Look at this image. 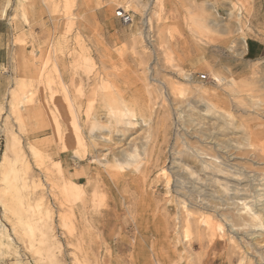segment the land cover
<instances>
[{
  "label": "rangeland",
  "instance_id": "374dc122",
  "mask_svg": "<svg viewBox=\"0 0 264 264\" xmlns=\"http://www.w3.org/2000/svg\"><path fill=\"white\" fill-rule=\"evenodd\" d=\"M77 123L86 143L74 139ZM199 124L233 147L200 141ZM119 149H132V167L104 168ZM230 154L233 173L223 172ZM182 156L197 169L187 175L224 199L220 209L176 192ZM4 161L0 264H264V219L252 216L264 209V0H0ZM97 172L103 196L89 188ZM80 180L83 201L72 190ZM251 183L260 191L243 192L247 208L229 206V185ZM208 215L223 227L219 243L198 242L196 229L185 237L187 219L205 234Z\"/></svg>",
  "mask_w": 264,
  "mask_h": 264
},
{
  "label": "bare ground",
  "instance_id": "6f19581e",
  "mask_svg": "<svg viewBox=\"0 0 264 264\" xmlns=\"http://www.w3.org/2000/svg\"><path fill=\"white\" fill-rule=\"evenodd\" d=\"M6 7V6H5ZM238 7H240V6H238ZM240 9V8H239ZM252 9V8H251ZM7 10V9H6ZM241 11V10H240ZM248 11H250V10H248ZM116 12V11H115ZM4 14V13H3ZM239 14V13H238ZM241 14V13H240ZM251 14V13H250ZM243 16V15H242ZM249 16V15H248ZM249 18V17H248ZM239 19V18H238ZM238 23V22H237ZM238 25H240V24H238ZM246 26V25H245ZM241 29H242V24H241ZM240 30V29H239ZM215 78V77H214ZM101 83H102V86H104V91L107 89V90H109V89H111V86H112V84H111V82L108 80V79H106L105 77L103 78V79H101ZM101 83H100V85H101ZM149 85V84H148ZM145 87H146V85H145ZM168 87V86H167ZM147 89V88H146ZM200 93L203 95V96H206V97H208L209 99H211L212 101H215V102H217V101H220L219 99L220 98H218L217 96H215V95H213L209 90H207V89H202V90H200ZM120 94V93H119ZM122 98V97H121ZM203 98V97H202ZM91 99H93V98H91ZM94 101V100H93ZM92 102V101H91ZM78 114V113H77ZM91 115V114H90ZM117 115V114H116ZM76 116V115H75ZM112 116V115H111ZM119 116V115H118ZM77 117V116H76ZM117 117V116H116ZM115 117V118H116ZM116 121H117V123L118 122H122L123 123V119L121 118V116H119L117 119H116ZM77 122H78V119H77ZM105 122V121H104ZM107 122V121H106ZM190 122V121H189ZM194 122V121H193ZM204 122V121H203ZM94 123V122H93ZM191 123V122H190ZM197 123V120L195 119V125H193V126H197L198 125V123ZM200 123V122H199ZM108 124V123H107ZM115 124V123H114ZM118 124H120V123H118ZM192 124V123H191ZM201 124V123H200ZM199 124V125H200ZM206 124V123H205ZM97 125V124H96ZM190 125V124H189ZM188 125V126H189ZM201 125H203V123L201 124ZM200 125V126H201ZM193 126L191 125V127H192V129H193ZM204 127L206 126L207 127V125H203ZM203 126H201L200 128H198V129H200V130H198V133L200 134V137H201V140L200 141H204V142H206L207 144H209V145H211L212 146V148L213 149H218V148H220L221 146H222V149L223 148H228V149H230V148H232L233 146H232V143H231V141H229L228 139H226L225 141H221V140H219L218 139V136H216L214 133V131H215V129L213 128V130H210V129H208V128H204ZM216 126V125H215ZM212 127H214V126H212ZM75 132H74V135H75V137H74V139H76V143L77 144H82V143H86L85 142V140H84V137H83V135H82V132H81V128H80V125H79V123H77V124H75ZM94 128V127H93ZM105 128V127H104ZM189 128H190V126H189ZM195 129V128H194ZM212 129V128H211ZM218 129V128H217ZM189 130V129H188ZM190 130H191V128H190ZM104 131V130H103ZM117 131V130H116ZM194 131V130H193ZM192 131V132H193ZM196 131V130H195ZM218 131H220V130H218ZM93 132V131H92ZM118 132V131H117ZM119 132H121V131H119ZM123 132H124V130H123ZM125 132H127V131H125ZM125 132L123 133L124 135H126L125 134ZM190 132V131H189ZM91 133V132H90ZM89 133V134H90ZM104 133H106V132H104ZM116 134V133H115ZM118 134H120V133H118ZM122 134V135H123ZM194 134H195V132H194ZM217 134V133H216ZM152 135V134H151ZM150 135V136H151ZM218 135V134H217ZM105 137H106V135H104ZM117 136V135H116ZM120 136H121V134H120ZM185 136V135H184ZM196 136V135H195ZM96 137V136H95ZM101 137V136H100ZM103 137V136H102ZM123 137V136H122ZM125 137V136H124ZM136 137V136H135ZM134 137V138H135ZM139 137V136H138ZM94 138V137H93ZM137 138V137H136ZM100 139V138H99ZM102 139H105V138H102ZM108 139V138H107ZM197 139H198V137H197ZM196 139V140H197ZM119 141H124L123 140V138L122 139H118ZM136 140V139H135ZM134 140V141H135ZM89 141V140H88ZM95 144H94V146L95 147H97L98 148V146H99V140L97 139V138H95ZM199 141V142H200ZM99 142V143H98ZM130 142V141H129ZM133 143V142H132ZM131 143V144H132ZM135 143V142H134ZM201 143V142H200ZM93 144V143H92ZM129 146H130V143H129ZM199 146V145H198ZM197 146V147H198ZM188 147H189V145H188ZM130 148H132V147H130ZM211 148V149H212ZM122 149V148H121ZM135 149V148H134ZM213 149H212V151H213ZM126 150V149H125ZM186 150H188V149H186ZM199 150H201V149H199ZM118 152L116 153L115 151V153L113 152L112 154H110V156H106V155H104V156H106V160H100V161H103V163H101V165L104 167V168H111V167H113V169L115 168V171H117V167H122V166H124V165H126V166H131V164H133L134 163V156H132V155H134V154H132V153H130V154H132V155H130V154H128V152H132V149H131V151H127V153H124V152H122V150H117ZM178 151V150H177ZM136 151H134V153H135ZM187 152V151H186ZM213 152H215V151H213ZM222 152V151H221ZM107 153V152H106ZM106 153H104V154H106ZM178 153V152H177ZM177 153H176V155H177ZM182 153V152H181ZM185 153V152H184ZM193 153V152H192ZM191 152L189 153L188 152V155L189 154H192ZM230 153V152H229ZM228 153V154H229ZM127 154V155H126ZM205 154V153H204ZM213 154V153H212ZM247 154V153H246ZM145 155V154H144ZM179 155H180V153H178V156L177 157H179ZM182 155V154H181ZM188 155H185L186 157L188 156ZM195 155V154H194ZM197 156H198V152H197V154H196ZM261 155V154H260ZM195 157V160H194V162L196 161V156H193L192 157V160H193V158ZM232 157L233 156H231V154L228 156V158H227V160H225V162H224V165L226 166V168H225V166H224V169L222 170L223 172H227V173H233V171H232V169L234 168L232 165H230L229 163H230V160H232ZM257 157V156H256ZM176 158V157H175ZM182 158H183V160L181 159V157L178 159V160H176V161H174V167H173V169L171 170V171H173V175H175L177 178V180L175 181V186L174 187H176V192L181 196V197H183V199L182 200H184V198L187 200L188 198L190 199V200H192V201H195V200H197V201H199V197H201V198H203V203L205 204V206H206V208L207 209H213V210H217L218 208L220 209V207H219V205L221 206V204H222V202H223V200L224 199H222V198H220V196H216L215 195V193H214V191L210 188L211 186L209 185V183H207V184H204V185H202V184H199V183H197V181H193V179H192V177H190V176H188L187 175V172H186V168L189 166L190 167V164H188V166H186L187 164H184V159H185V157L184 156H182ZM189 158V157H188ZM198 159H199V157H197ZM100 159V158H99ZM177 159V158H176ZM197 159V160H198ZM234 159V158H233ZM88 160H89V158H88ZM136 160V159H135ZM208 160V159H207ZM248 160V159H247ZM91 161V160H90ZM149 161H150V157H149ZM245 161V160H244ZM94 162V161H93ZM203 162V161H202ZM141 163H142V161H141ZM162 163H164V161H162ZM186 163V162H185ZM248 163V162H247ZM6 162L4 161V162H1L0 163V165H1V167L4 169L5 167H6ZM140 164V163H139ZM195 164V163H194ZM218 164V163H217ZM221 164V163H220ZM142 165V164H141ZM204 165V164H203ZM222 165V164H221ZM235 165V164H234ZM240 165V164H239ZM132 167V166H131ZM130 167V168H131ZM139 167V166H138ZM137 167V168H138ZM188 167V168H189ZM199 167H200V165H199ZM60 168H61V166L59 167V170H60ZM128 168V167H127ZM228 168V169H227ZM229 168H232V169H229ZM244 168V167H243ZM62 169V168H61ZM190 169L191 170H193L192 171V174H195L196 175V171H197V169H196V167L195 166H191L190 167ZM195 169V170H194ZM216 169V168H215ZM161 170H163V177H164V174L165 175H167V173H165L166 171H165V169H161ZM246 170V169H245ZM112 171V170H111ZM120 171H121V169H120ZM187 171H190V170H187ZM205 171V170H204ZM242 171V170H241ZM240 171V172H241ZM98 172H100V173H102V171L100 170H98ZM98 172L97 173H95L94 175H93V177L91 178V180L89 181V188H90V191H91V193L94 195V196H98V195H101L102 194V196L104 195L103 193L105 192V191H107L108 190V180L104 177V176H102V174H98ZM124 172V171H123ZM123 172H121V173H123ZM141 172V171H140ZM237 172V171H236ZM108 173V172H107ZM147 173H149V170H148V168H147V170H146V173H144V176H145V174L147 175ZM111 174V173H110ZM109 173H108V175L109 176H112V178L113 179H116L118 176H114V175H110ZM207 174H209V173H207ZM170 175V174H169ZM194 175V176H195ZM201 174H199V176H200ZM202 175H204V174H202ZM210 175V174H209ZM214 175V174H213ZM233 175V174H232ZM114 176V177H113ZM162 176V175H161ZM197 176V175H196ZM215 176H216V174H215ZM162 177V178H163ZM201 177V176H200ZM243 177V176H242ZM250 177V176H249ZM206 179H207V177H205ZM246 178V177H245ZM166 186H170V184H171V180H170V177H168V175H167V177H166ZM204 178H202V180H203ZM223 179V178H222ZM224 179H226V178H224ZM248 179V178H247ZM260 179V178H259ZM118 179H116V181H117ZM201 180V179H200ZM205 180V179H204ZM87 181V180H86ZM245 181H247V180H245ZM83 181L82 180H80V181H77L76 183H74V185H73V189L72 190H74L75 192H76V195L78 196V198H80L81 200L83 199V197H84V194H85V190H84V188H82L81 187V185H80V183H82ZM174 182V181H173ZM199 182V181H198ZM208 182H210V181H208ZM244 182V181H243ZM212 183V182H211ZM71 185V186H72ZM244 185V184H243ZM242 184H241V186L240 185H235V184H231V185H229L230 186V197H229V199H228V201H227V203L229 204V206H230V204L231 205H233V204H239V205H243V206H246V208H247V205H248V203H247V199H248V197H249V195H245V193H243L244 191H249V192H257V191H260L259 189H257L258 187H256V186H254L252 183L251 184H249L248 185V188L249 189H245V187H246V185L245 186H243ZM210 186V187H209ZM259 186V185H258ZM261 187V186H260ZM213 188V187H212ZM216 188V187H215ZM247 188V187H246ZM263 188V187H262ZM264 190V189H263ZM228 191V190H227ZM219 193H220V191H219ZM261 193H263V192H261ZM258 194V193H257ZM243 195V197H241ZM245 195V196H244ZM256 195V194H255ZM93 196V197H94ZM246 196H248V197H246ZM251 197V196H250ZM105 198V197H104ZM218 198V199H217ZM91 199V198H90ZM93 199V198H92ZM95 199V198H94ZM93 199V200H94ZM101 199H103V198H101ZM101 199H100V201H101ZM252 199V198H251ZM92 200V201H93ZM112 200V199H111ZM83 201V200H82ZM105 201V200H104ZM171 201V200H170ZM181 201V200H180ZM201 201V200H200ZM254 201V200H253ZM256 201V200H255ZM102 202V201H101ZM90 203V202H89ZM185 203V202H184ZM259 203V202H258ZM261 203V202H260ZM263 203V202H262ZM92 204V203H91ZM96 204V203H95ZM176 204L178 205V203L176 202ZM251 204H253V203H251ZM181 205V204H180ZM182 205H183V203H182ZM200 205H202V204H200ZM199 205V206H200ZM255 205H257V204H255ZM89 206V205H88ZM91 206V205H90ZM239 207V206H238ZM254 207V206H253ZM257 207V206H256ZM185 208H186V206H185ZM200 208H202V207H200ZM223 208V207H222ZM105 209V208H104ZM199 209V208H198ZM238 209V208H237ZM261 209V208H260ZM95 210V209H94ZM178 210V209H177ZM196 210V209H195ZM202 210V209H201ZM206 209H204V211H205ZM224 210V209H223ZM197 211H199V210H196V213H197ZM211 211V210H210ZM238 211V210H237ZM248 211V210H247ZM263 211H264V209H261V212H254L253 214H252V216H253V218L255 219V218H261V219H264L263 217H261V215L262 216H264L263 214ZM189 212H191L190 214L191 215H194L193 213H192V211H188V214H189ZM250 212V211H249ZM259 213H261V215H259ZM263 213V214H262ZM96 214V213H95ZM177 214H178V212H177ZM187 214V215H188ZM190 214L188 215L189 217H190ZM203 214V213H202ZM215 214V213H214ZM219 214V213H218ZM227 214V213H226ZM237 214V213H236ZM235 214V215H236ZM198 215V214H197ZM206 215V214H205ZM216 215V214H215ZM228 215V214H227ZM234 215V214H233ZM234 215V216H235ZM178 216V215H177ZM184 216V215H183ZM196 216V215H195ZM204 216V215H203ZM222 216V215H221ZM220 216V217H221ZM237 216V215H236ZM81 217V216H80ZM212 217V216H211ZM211 217H209V215L208 216H205L204 218H203V220L201 221L204 225H205V229H204V231L206 232L205 234H203V233H201V228L200 227H198V226H194L193 227V225L195 224H191V222L189 221V219H191L192 221H193V219L190 217L189 219H187L186 220V222H185V224H184V228H185V230H186V232H185V237H187V238H189V236H191L190 234H191V231H194L195 229L198 231L197 232V240H198V242H200V241H202L204 238L203 237H208V239H209V243H211V244H215L216 245V243H219V240H220V236H219V231H220V235H221V232H222V230H223V227H222V225L221 224H215L214 223V221L211 219ZM94 218V217H93ZM178 218V217H177ZM179 218H182V217H179ZM199 218V217H198ZM201 218H202V215H201ZM200 218V219H201ZM218 218V217H217ZM233 218V217H232ZM238 218H239V220H242V221H246L245 220V218H243V217H237V220H238ZM219 220V219H218ZM231 220V219H230ZM238 220V221H239ZM257 220V219H256ZM264 221V220H263ZM180 223V222H179ZM193 223V222H192ZM254 223V222H253ZM237 224H240V221L237 223ZM236 224V225H237ZM228 226H230V228H231V226H233V225H229V223L227 224ZM241 225H242V223H241ZM240 225V226H241ZM244 225V224H243ZM202 226V225H201ZM225 226V225H224ZM239 226V225H238ZM234 227V226H233ZM247 227V226H246ZM243 228V227H242ZM241 228V229H242ZM96 229V228H95ZM194 229V230H193ZM184 230V231H185ZM236 230V229H235ZM239 230V229H238ZM238 230H236V232L238 231ZM261 230V229H260ZM95 231V230H94ZM249 233V232H248ZM247 233V234H248ZM259 234V233H258ZM257 234V235H258ZM224 235V234H223ZM249 235H251V234H249ZM261 235V234H260ZM264 235V234H263ZM238 236V235H237ZM247 236V235H246ZM245 236V237H246ZM252 236V235H251ZM180 237V236H179ZM183 237V236H182ZM181 237V238H182ZM224 237V236H223ZM223 237H221V238H223ZM248 237V236H247ZM246 237V238H247ZM251 238V237H250ZM185 239V238H184ZM253 239V238H252ZM257 239V238H256ZM228 240V239H227ZM255 239H253L252 241H254ZM259 240H261L260 238H259ZM98 241V240H97ZM235 242V241H234ZM255 242V241H254ZM257 242H258V240H257ZM262 242H264V237H263V239H262ZM249 243V242H248ZM251 243V242H250ZM253 243V242H252ZM251 243V244H252ZM256 243V242H255ZM254 243V244H255ZM250 244V245H251ZM260 244H264V243H260ZM252 246V245H251ZM260 247V246H259ZM255 248H256V246H255ZM185 249V248H184ZM183 249V250H184ZM189 249V248H188ZM190 252V251H189ZM186 253H187V251H186ZM180 254V253H179ZM230 254V253H229ZM187 256H189V253H188V255ZM99 258H100V256H99ZM231 258V257H230ZM241 258V257H240ZM189 259V258H188ZM232 259V258H231ZM234 260V259H233ZM237 260V259H236ZM102 261V260H101ZM181 261V260H180ZM193 262V261H192ZM194 263V262H193ZM198 263V262H197Z\"/></svg>",
  "mask_w": 264,
  "mask_h": 264
},
{
  "label": "built area",
  "instance_id": "2783aa9c",
  "mask_svg": "<svg viewBox=\"0 0 264 264\" xmlns=\"http://www.w3.org/2000/svg\"><path fill=\"white\" fill-rule=\"evenodd\" d=\"M116 18L120 19L124 25H131L134 22V15L130 12L125 11L124 9H119L116 11ZM201 80H206L207 76L202 75L200 76Z\"/></svg>",
  "mask_w": 264,
  "mask_h": 264
},
{
  "label": "crops",
  "instance_id": "0c3cea01",
  "mask_svg": "<svg viewBox=\"0 0 264 264\" xmlns=\"http://www.w3.org/2000/svg\"><path fill=\"white\" fill-rule=\"evenodd\" d=\"M115 18H116V17H115ZM116 20H119V22L122 24V22H121V20H120V19L116 18Z\"/></svg>",
  "mask_w": 264,
  "mask_h": 264
}]
</instances>
